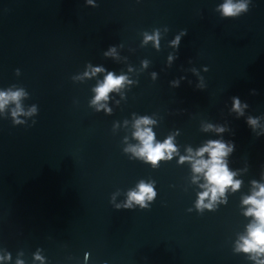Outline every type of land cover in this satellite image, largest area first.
<instances>
[{
  "label": "water",
  "instance_id": "obj_1",
  "mask_svg": "<svg viewBox=\"0 0 264 264\" xmlns=\"http://www.w3.org/2000/svg\"><path fill=\"white\" fill-rule=\"evenodd\" d=\"M226 2L0 0V92L23 93L0 109V264H264L241 249L264 186V0ZM109 73L125 80L94 102ZM144 118L170 159L133 151ZM213 141L239 187L198 207Z\"/></svg>",
  "mask_w": 264,
  "mask_h": 264
},
{
  "label": "clouds",
  "instance_id": "obj_2",
  "mask_svg": "<svg viewBox=\"0 0 264 264\" xmlns=\"http://www.w3.org/2000/svg\"><path fill=\"white\" fill-rule=\"evenodd\" d=\"M222 11L225 16H237L242 11L248 10V5L245 3L233 4L232 0H227L222 6ZM146 39H153L152 36H147ZM179 38H177L178 40ZM99 71V69H96ZM125 77L119 76L115 77L112 73H109L105 78L103 84L96 88V97L95 101H100L107 99L108 93L115 88H118L124 82ZM22 91L16 92H0V109L9 101L18 100ZM235 107H239V101L235 103ZM15 116V113H13ZM150 121L147 118H144L140 121H137V132L135 133L136 137L140 139L142 147L138 150L133 149V151H138V155L146 157L147 161L151 162L153 165H156L157 162L165 157V153H168V158H171V153L175 151V147L171 142V138L166 140L164 143L154 144V134L149 128H140V124H148ZM255 123V121H252ZM204 152H208L210 159L208 160H198L194 164V171L197 173L204 172L206 169V179L209 185H212L208 189L200 194V200L198 201V207L203 204L204 198L209 196L211 193V199L214 201L217 198V195H222L228 186L233 188L239 187V182H233L232 174L228 171L227 166L223 163L222 158L227 155L228 149L226 146L220 142H210L208 146L202 148L199 155H203ZM186 159L185 157L181 158V161ZM139 191H133L129 193V199L135 200L141 203L142 207L145 197L152 199L155 196V192L150 185H146L143 182L138 186ZM259 197V198H258ZM245 204H251L253 207L248 209V215H253L256 218L257 223L250 227L248 238L244 239L241 249L245 252H260L264 253V186H262L259 192L255 193L253 196L249 197L244 201ZM210 207V205H206ZM18 264L22 262L18 261Z\"/></svg>",
  "mask_w": 264,
  "mask_h": 264
}]
</instances>
